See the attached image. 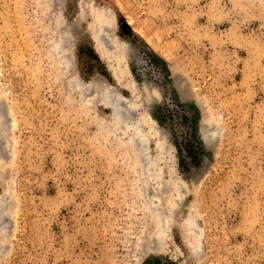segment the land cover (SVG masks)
<instances>
[{"label":"rangeland","instance_id":"1","mask_svg":"<svg viewBox=\"0 0 264 264\" xmlns=\"http://www.w3.org/2000/svg\"><path fill=\"white\" fill-rule=\"evenodd\" d=\"M0 264H264V0H0Z\"/></svg>","mask_w":264,"mask_h":264},{"label":"bare ground","instance_id":"2","mask_svg":"<svg viewBox=\"0 0 264 264\" xmlns=\"http://www.w3.org/2000/svg\"><path fill=\"white\" fill-rule=\"evenodd\" d=\"M95 35V34H94ZM105 36V34H104ZM103 36V37H104ZM105 40V38H104ZM101 38V35L99 34L97 36V34L93 37V41L96 43V49L98 54L102 57V58H108V52H105L107 50H103V47L101 48V46L103 45V41ZM109 44V43H108ZM104 46V45H103ZM105 48V47H104ZM108 49V48H107ZM110 50V49H108ZM112 51L110 50V53ZM107 53V54H106ZM102 92H104V96L101 97V101L103 102V104H105L106 106L110 107L112 113H111V117L113 120L114 124H118L121 125L123 123H127L131 118H127V115H129L127 112L129 110V102L130 101H123V98L121 99L120 96H118L116 89L114 88H110L109 86H104ZM12 110V109H11ZM130 111V110H129ZM133 120V119H132ZM133 122V123H132ZM132 125H136V120L132 121ZM128 124V123H127ZM126 125V124H124ZM132 127V126H131ZM130 128V127H129ZM134 128V127H132ZM136 130H135V137L137 138V140H139V142H141V144L145 145V138L142 136V129H140L139 127H137V125L135 126ZM205 133V132H204ZM156 237V236H155ZM161 237V236H160ZM157 240V239H156ZM160 243V242H159Z\"/></svg>","mask_w":264,"mask_h":264},{"label":"water","instance_id":"3","mask_svg":"<svg viewBox=\"0 0 264 264\" xmlns=\"http://www.w3.org/2000/svg\"><path fill=\"white\" fill-rule=\"evenodd\" d=\"M106 32V31H105ZM109 38H111V36H109ZM108 40V39H107ZM118 42V41H117ZM118 43H120V42H118ZM108 47H110V49H113V47H112V45L110 46V44L109 45H107ZM123 50H125L124 48H123Z\"/></svg>","mask_w":264,"mask_h":264}]
</instances>
